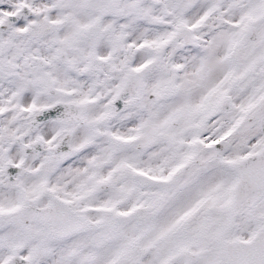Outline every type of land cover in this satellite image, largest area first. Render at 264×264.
I'll use <instances>...</instances> for the list:
<instances>
[{
	"label": "snow or ice",
	"instance_id": "1",
	"mask_svg": "<svg viewBox=\"0 0 264 264\" xmlns=\"http://www.w3.org/2000/svg\"><path fill=\"white\" fill-rule=\"evenodd\" d=\"M0 264H264V0H0Z\"/></svg>",
	"mask_w": 264,
	"mask_h": 264
}]
</instances>
